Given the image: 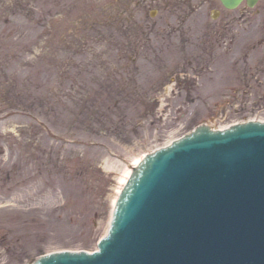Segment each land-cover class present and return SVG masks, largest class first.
I'll return each mask as SVG.
<instances>
[{"label":"rangeland","instance_id":"374dc122","mask_svg":"<svg viewBox=\"0 0 264 264\" xmlns=\"http://www.w3.org/2000/svg\"><path fill=\"white\" fill-rule=\"evenodd\" d=\"M263 21L264 0H0V264L95 250L131 164L201 124L264 121L231 59Z\"/></svg>","mask_w":264,"mask_h":264},{"label":"water","instance_id":"95a60500","mask_svg":"<svg viewBox=\"0 0 264 264\" xmlns=\"http://www.w3.org/2000/svg\"><path fill=\"white\" fill-rule=\"evenodd\" d=\"M222 1L234 8L243 0ZM99 248L35 264H264V122L202 125L147 155Z\"/></svg>","mask_w":264,"mask_h":264},{"label":"flooded vegetation","instance_id":"af4514ba","mask_svg":"<svg viewBox=\"0 0 264 264\" xmlns=\"http://www.w3.org/2000/svg\"><path fill=\"white\" fill-rule=\"evenodd\" d=\"M212 15H216V17L212 16L211 20L214 22H217L216 19H220L222 16V11L220 9H214L212 12ZM232 22H227V23H221V25L223 26V28L227 31H229V27L231 25ZM211 33H215L218 34V30H215L213 27L210 28ZM258 31L263 35L260 39H258V43L254 44V48L258 49V52L256 54H254L253 56V60H252V64H247V58L242 57L241 59H238L236 61V66L240 63H242V67L240 68V74L241 76H239V81L240 83H243L245 85L246 84H257L259 86L264 87V21L258 26ZM235 40H231V41H236ZM218 46V45H216ZM215 46V47H216ZM219 47V46H218ZM237 52V51H236ZM234 52V53H236ZM228 53H230V51H228ZM209 54V53H208ZM235 62V59H234ZM234 64V63H233ZM261 67V68H257V67ZM253 67L255 68V70H253Z\"/></svg>","mask_w":264,"mask_h":264},{"label":"bare ground","instance_id":"6f19581e","mask_svg":"<svg viewBox=\"0 0 264 264\" xmlns=\"http://www.w3.org/2000/svg\"><path fill=\"white\" fill-rule=\"evenodd\" d=\"M141 159H142V158H139L134 164H131V166L133 167V166L137 165ZM132 167H131V168H132ZM130 174H131V169L128 170L126 177H125L124 180L122 181L121 186L119 187V189H118V191H117V193H116V198L118 197V195H119L121 189H122L123 186L125 185V183H126L128 177L130 176Z\"/></svg>","mask_w":264,"mask_h":264}]
</instances>
